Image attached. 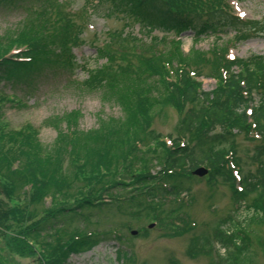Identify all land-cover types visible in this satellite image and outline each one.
Here are the masks:
<instances>
[{
  "label": "rangeland",
  "instance_id": "rangeland-1",
  "mask_svg": "<svg viewBox=\"0 0 264 264\" xmlns=\"http://www.w3.org/2000/svg\"><path fill=\"white\" fill-rule=\"evenodd\" d=\"M213 7L222 17L228 13L257 21V35L198 38L186 33L180 38L149 29L109 0L0 4V65L4 59L15 69L8 81L0 79V132L28 136L29 156L37 149L36 159L58 162L64 179L62 186L48 187L51 195L33 203L27 202L26 189L20 203H26L30 213L26 225L36 228L26 239L36 254H13L12 264H38L39 255L49 254L58 240L78 246L65 264H264V221L247 208L251 200L238 208L221 178L208 183L207 176L171 181L159 175L166 153L154 138L175 139L180 120L172 105L163 102L164 81L183 70L209 92L219 84V76H225L222 62L264 55V0H219ZM19 35L37 39L43 53H28L25 44L13 41ZM75 35L77 42L72 43ZM21 56L30 60L13 61ZM96 63L102 70L99 83L86 86L80 66L94 68ZM138 91L149 108L135 99ZM139 121L150 123L140 129ZM135 140L141 143L130 160ZM260 143L247 140L244 133L235 138L244 171L254 169L248 158ZM100 154L105 167L111 162L113 168H97ZM75 155L85 163L81 175ZM17 160L26 162L24 156ZM130 161L135 164L132 170L126 167ZM142 167L153 176L145 184L131 175L144 174ZM92 173L96 179H89ZM154 176L167 186L157 185ZM3 184L0 178V187ZM150 188L158 192L150 193ZM164 188L173 193H163ZM176 217L183 219L181 225L172 221ZM52 224L55 228L47 229ZM232 232L241 234L237 245L229 243Z\"/></svg>",
  "mask_w": 264,
  "mask_h": 264
},
{
  "label": "trees",
  "instance_id": "trees-1",
  "mask_svg": "<svg viewBox=\"0 0 264 264\" xmlns=\"http://www.w3.org/2000/svg\"><path fill=\"white\" fill-rule=\"evenodd\" d=\"M109 1L118 10L121 9L120 11H126L137 17L149 29H156L176 36L190 31L193 37L198 38L217 34H233L238 38L239 36L248 37L246 33H250L258 25L256 22L242 21L236 17L219 16L220 14L216 12L217 9L213 7L216 4L215 1L208 4L202 0ZM0 4L15 7V0H0ZM13 41L25 44L29 49L28 53L34 52L38 55L40 53L36 52H42L37 39L27 40L23 35H19ZM75 42H77L76 35L72 39V43ZM41 44L44 49L46 44L44 42ZM66 57L75 65L71 54H66ZM27 59L30 60V58ZM6 61L3 59L0 65V79L8 81L7 78L14 75L15 69L13 62L6 63ZM150 66L157 69L153 63ZM179 66L187 67L182 62H179ZM80 69L86 72L87 79L84 83L86 86L99 83L101 77L99 75L102 70L97 63L94 68L82 65ZM234 70H237L238 73ZM221 71L225 76L220 75L219 84L209 92L200 90V84L190 80L183 70L174 79H165L166 95L163 102L172 105V108L179 113L180 120L176 128V137L171 141L170 147L166 146L160 138H154V141L158 139L159 147L164 148L166 153L165 158L162 159L159 175L162 176V180L174 181L173 179L188 177V174L196 167L204 166L209 170V179L216 180V178L222 177L231 191L233 201L239 204L238 207L248 204L251 200L247 208L251 211L256 210L257 212L254 211V214L260 221H264V55H254L245 60L224 61L221 64ZM139 93L142 91L134 94L135 99L139 105L145 104L149 108L147 98ZM143 93L147 92L143 91ZM247 109L251 110L249 116L252 118V127L247 123ZM149 123L148 121H139L140 129L148 126ZM251 130L261 137V143L253 148L252 155L248 158L254 169L244 171L236 153L235 138L240 133H244L246 136ZM113 133L115 132L113 131ZM111 135L114 139L115 135L112 133ZM102 139L106 138L102 137ZM77 141L76 138L74 146H78ZM30 142L28 136L20 137V132L17 134L0 132V178L4 181L0 187V196L5 198V200L0 199V243H2V247L0 244V264H12L9 257L13 254L20 257H33L36 254L32 245H29L26 240L31 234L30 230L36 228L34 224L31 227L26 225V219L30 213L26 203L25 205H21L22 201L20 203L22 198L26 199V189L30 193L27 195L29 197L27 202L33 203L36 199H38L36 201H40L45 196L51 195L48 192L50 185L54 184L55 187H60L64 182L58 162L49 161L46 158L36 159L38 157L36 147H34L36 154L29 156L27 147L31 146ZM107 142L109 143V140ZM140 143L141 140H135L133 143L132 149L134 150L130 151V160L132 152L137 151ZM110 144L113 145L112 142ZM225 145L228 147L226 148ZM21 156L25 157V163L17 160V157ZM75 157L76 160L73 159V161L75 160L76 171L81 175L85 169V163L83 160H78L77 155ZM99 157L98 169L104 167L105 171L113 168L111 162L110 167H105L104 157L101 154ZM79 161L80 164H78ZM122 162L125 164L127 158ZM15 163L17 164L16 168ZM134 165V162L130 161L126 167L132 170ZM143 170L146 172L138 174V176L131 173L133 178L138 177L139 184H145L153 177L146 168ZM234 172L238 176V180H236ZM92 174L89 179H96L94 173ZM154 178L157 185L167 186L163 181L157 182V176ZM151 181L153 180L151 179ZM169 188L171 189V187ZM150 189V193L156 190V188ZM167 190L164 188L165 192H162L173 193L172 190H170L172 192H166ZM156 191L158 192V190ZM148 200L153 201L152 198H148ZM173 220L178 225L183 222L180 217ZM54 228V224L47 227L50 230ZM177 230L183 233L185 227L178 226ZM5 237L6 241L3 240ZM228 238L230 244L237 245L236 240H240L241 234L232 232ZM72 243L58 240L55 248L50 249L49 254L39 255L38 264H65L68 254L76 252L75 249L78 247L77 243L74 245Z\"/></svg>",
  "mask_w": 264,
  "mask_h": 264
},
{
  "label": "water",
  "instance_id": "water-1",
  "mask_svg": "<svg viewBox=\"0 0 264 264\" xmlns=\"http://www.w3.org/2000/svg\"><path fill=\"white\" fill-rule=\"evenodd\" d=\"M195 174L201 176L204 174V171L202 169H198L197 171H195Z\"/></svg>",
  "mask_w": 264,
  "mask_h": 264
}]
</instances>
